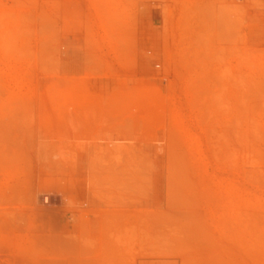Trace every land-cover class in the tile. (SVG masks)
<instances>
[{
  "label": "rangeland",
  "instance_id": "1",
  "mask_svg": "<svg viewBox=\"0 0 264 264\" xmlns=\"http://www.w3.org/2000/svg\"><path fill=\"white\" fill-rule=\"evenodd\" d=\"M0 264H264V0H0Z\"/></svg>",
  "mask_w": 264,
  "mask_h": 264
},
{
  "label": "built area",
  "instance_id": "2",
  "mask_svg": "<svg viewBox=\"0 0 264 264\" xmlns=\"http://www.w3.org/2000/svg\"><path fill=\"white\" fill-rule=\"evenodd\" d=\"M156 67H158V65H156Z\"/></svg>",
  "mask_w": 264,
  "mask_h": 264
}]
</instances>
